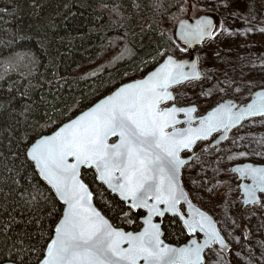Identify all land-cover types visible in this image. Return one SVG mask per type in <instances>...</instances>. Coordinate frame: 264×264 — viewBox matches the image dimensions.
Masks as SVG:
<instances>
[{
  "label": "snow or ice",
  "instance_id": "1",
  "mask_svg": "<svg viewBox=\"0 0 264 264\" xmlns=\"http://www.w3.org/2000/svg\"><path fill=\"white\" fill-rule=\"evenodd\" d=\"M229 6L152 0L153 22L167 27L139 78L84 107L75 101L58 116L45 113L43 124L17 138L11 156L20 166L5 167L24 206L45 215L28 221L39 224L38 238L28 248L14 243L7 264H32L29 253L35 264H264V136L251 131L264 127V81L215 87L198 60L178 55L227 31L223 21L195 13ZM190 13L194 23L184 18ZM125 55H133L127 46L110 63ZM97 195L123 223L140 221L139 230L114 224ZM257 214L258 237L249 227ZM166 221L182 245L166 242Z\"/></svg>",
  "mask_w": 264,
  "mask_h": 264
},
{
  "label": "trees",
  "instance_id": "2",
  "mask_svg": "<svg viewBox=\"0 0 264 264\" xmlns=\"http://www.w3.org/2000/svg\"><path fill=\"white\" fill-rule=\"evenodd\" d=\"M151 2L0 0V8L8 13H0V105H3L0 107V152L4 154L0 156V229L5 224L11 225L7 233L0 230V264L7 262L9 249L17 241L23 240L25 248L35 242L39 224L28 221L45 215L35 209L29 211L24 206L20 200V189L11 180L14 172L9 173L5 167L20 166V160L11 156V152L17 151V138L25 129L31 131L29 126L35 127L37 121L43 124L48 118L45 113L52 115L55 112L58 116L59 110L73 105L75 101H80V106L84 107L89 101L102 96L107 88L139 78L137 68H144L141 61L150 59L161 28L167 27L163 24L157 27L153 22ZM176 2L164 0L165 4ZM228 3L230 6L224 11L228 15L245 16L253 9V0H228ZM136 4L140 7H135ZM192 15L190 13L185 17ZM216 17L219 24L221 21L217 14ZM125 46L132 50L133 55H125L115 64L110 63L112 57L107 64H102L111 51L116 53L115 50H118V56ZM198 57L206 76L219 69L224 62L236 65L239 61L233 53L217 56L199 53ZM95 66L96 69H93ZM93 71H98L99 75L83 78ZM23 92L28 95L22 96ZM90 176L89 173V179ZM21 184L27 186V181L22 180ZM107 195L105 193V197ZM95 202L114 224L138 230L140 221L134 225L123 223L122 217L103 208L99 195ZM42 223L47 228L51 221L45 218ZM165 228L166 238L171 241L177 239L176 235H168L178 232L176 225L170 226L166 221ZM183 238L181 236L177 240ZM25 260L35 264L31 253L25 256Z\"/></svg>",
  "mask_w": 264,
  "mask_h": 264
},
{
  "label": "rangeland",
  "instance_id": "3",
  "mask_svg": "<svg viewBox=\"0 0 264 264\" xmlns=\"http://www.w3.org/2000/svg\"><path fill=\"white\" fill-rule=\"evenodd\" d=\"M219 2L220 0H201V3L208 4L209 6L211 4H219ZM225 10V8L221 7L218 11L213 12L205 8L203 11L206 12L202 13L203 11H201L195 15V17H198L202 14L210 15L216 13L219 21H223L224 28L227 29V31L218 35L215 40L205 41L203 45H200L197 48L198 54L213 53L217 56L223 53H233L239 58L236 65L229 62L222 63L219 69L214 70L208 75L211 79L207 83L215 87H222L226 86L228 82H233V87H235L243 83H260L264 81V59H258V57H264V33L257 30L264 27V0H253V9L245 16L241 14L228 15L224 13ZM247 20H250L251 24L247 23ZM249 27H253L252 32L246 31ZM115 51L117 53L118 50ZM116 53L111 51L102 64H107L108 60L112 57H117ZM178 55L181 58L187 57V54L178 53ZM96 67L93 69H96ZM251 131L256 137L264 136V127L258 126ZM211 175L212 173L209 171L208 177L211 178ZM202 207L207 208L208 205H203ZM237 211L239 210L237 209ZM260 223L261 220L259 214H257L252 218L249 225L257 237L260 233L256 232V229Z\"/></svg>",
  "mask_w": 264,
  "mask_h": 264
},
{
  "label": "water",
  "instance_id": "4",
  "mask_svg": "<svg viewBox=\"0 0 264 264\" xmlns=\"http://www.w3.org/2000/svg\"><path fill=\"white\" fill-rule=\"evenodd\" d=\"M201 16V15H200ZM208 16H210L211 18H213V20H214V22L215 23H217V21H216V18H215V16H213L212 14H210V15H208ZM195 18H199V16L198 17H195ZM185 19H188L189 20V23H194V19L193 18H185ZM200 47V45H196V46H194L192 49H190L189 50V52L188 53H186L187 54V57H185V59H189V62H191V61H194V60H198V63H199V66H200V61H199V57H198V55H197V48H199ZM201 70V72H202V69H200ZM203 74V73H202ZM259 90V89H258ZM97 204V203H96ZM164 227V226H163ZM125 229V228H124ZM126 231H130V230H127V229H125ZM139 230V229H138ZM165 230V229H164ZM165 239H166V234H165ZM166 242H168L167 240H166ZM173 245L174 246H180V245H177V244H174L173 243ZM1 264H7V262H4V263H1Z\"/></svg>",
  "mask_w": 264,
  "mask_h": 264
},
{
  "label": "flooded vegetation",
  "instance_id": "5",
  "mask_svg": "<svg viewBox=\"0 0 264 264\" xmlns=\"http://www.w3.org/2000/svg\"><path fill=\"white\" fill-rule=\"evenodd\" d=\"M166 223V222H165ZM164 229H165V233H166V228H165V224H164ZM166 240L169 242V243H174V244H177V245H182L184 243V238L183 240H177V239H174L173 241H171L170 239L166 238Z\"/></svg>",
  "mask_w": 264,
  "mask_h": 264
}]
</instances>
